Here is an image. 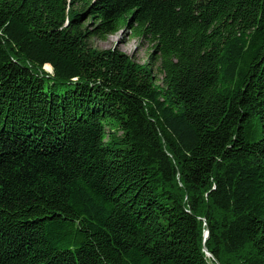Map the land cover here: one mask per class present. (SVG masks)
Listing matches in <instances>:
<instances>
[{
	"label": "trees",
	"instance_id": "trees-1",
	"mask_svg": "<svg viewBox=\"0 0 264 264\" xmlns=\"http://www.w3.org/2000/svg\"><path fill=\"white\" fill-rule=\"evenodd\" d=\"M0 264H264V0H0Z\"/></svg>",
	"mask_w": 264,
	"mask_h": 264
},
{
	"label": "rangeland",
	"instance_id": "rangeland-1",
	"mask_svg": "<svg viewBox=\"0 0 264 264\" xmlns=\"http://www.w3.org/2000/svg\"><path fill=\"white\" fill-rule=\"evenodd\" d=\"M93 44L100 50L117 48L127 55L143 62L149 51L148 44H141L140 41L133 39L130 32L110 36L106 41L94 40ZM46 70H52L46 67Z\"/></svg>",
	"mask_w": 264,
	"mask_h": 264
},
{
	"label": "water",
	"instance_id": "water-1",
	"mask_svg": "<svg viewBox=\"0 0 264 264\" xmlns=\"http://www.w3.org/2000/svg\"><path fill=\"white\" fill-rule=\"evenodd\" d=\"M209 237V232L206 231L205 233V239H207ZM205 252L210 256V254L208 253V250L206 249V247L204 248Z\"/></svg>",
	"mask_w": 264,
	"mask_h": 264
},
{
	"label": "bare ground",
	"instance_id": "bare-ground-1",
	"mask_svg": "<svg viewBox=\"0 0 264 264\" xmlns=\"http://www.w3.org/2000/svg\"><path fill=\"white\" fill-rule=\"evenodd\" d=\"M209 256V255H208Z\"/></svg>",
	"mask_w": 264,
	"mask_h": 264
}]
</instances>
